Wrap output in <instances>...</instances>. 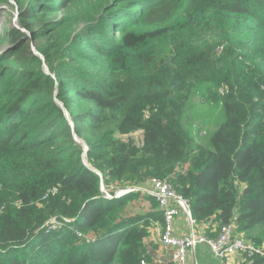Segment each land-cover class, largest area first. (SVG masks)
Returning <instances> with one entry per match:
<instances>
[{
	"label": "trees",
	"instance_id": "16d2710c",
	"mask_svg": "<svg viewBox=\"0 0 264 264\" xmlns=\"http://www.w3.org/2000/svg\"><path fill=\"white\" fill-rule=\"evenodd\" d=\"M15 1L30 35L0 34V264H142L164 214L102 185L152 177L264 245V0ZM196 91L224 112L199 139Z\"/></svg>",
	"mask_w": 264,
	"mask_h": 264
},
{
	"label": "built area",
	"instance_id": "2783aa9c",
	"mask_svg": "<svg viewBox=\"0 0 264 264\" xmlns=\"http://www.w3.org/2000/svg\"><path fill=\"white\" fill-rule=\"evenodd\" d=\"M148 186L130 185L118 189L109 190L102 185V191L107 199L123 197L129 193L140 192L154 198L164 214V228L160 240L164 245L173 247V259L176 264H189L188 256L199 243H207L212 253L223 261L224 264H237L235 257L243 254L250 260L256 256H264V246L260 247L245 239L236 232L235 222L223 225L215 237H209L196 229L197 220L192 216L191 203L189 199L179 194L171 181L167 178L152 177L147 180ZM180 212L189 216L191 229L183 235L173 233L174 219ZM75 219H65L66 223L72 224ZM64 225V221L57 218L48 223L49 230H56ZM84 237L82 234H79ZM87 242L95 239L89 235L85 236ZM145 264V261L142 262Z\"/></svg>",
	"mask_w": 264,
	"mask_h": 264
},
{
	"label": "crops",
	"instance_id": "0c3cea01",
	"mask_svg": "<svg viewBox=\"0 0 264 264\" xmlns=\"http://www.w3.org/2000/svg\"><path fill=\"white\" fill-rule=\"evenodd\" d=\"M148 186V184H144ZM134 200L129 209L132 214L146 215L153 211L163 210L156 204V200L143 193ZM158 209V210H157ZM217 221L216 218L207 221H198L196 229L205 235L215 237L216 235ZM164 220L161 222L158 219L153 220L152 227L150 228V234L145 240L147 259L145 264H176L173 259V247L164 245L160 240V235L163 232ZM191 229L189 216L180 212L174 219L173 233L175 235H183L188 233ZM237 231V230H236ZM218 233V232H217ZM242 235V233H238ZM244 237V236H243ZM245 238V237H244ZM246 239V238H245ZM264 246V245H263ZM263 257V256H262ZM237 264H264L257 263L254 259L250 260L245 258L243 254H237L235 257ZM189 264H224L219 258H217L211 251L210 246L207 243H199L195 250H192L188 256Z\"/></svg>",
	"mask_w": 264,
	"mask_h": 264
},
{
	"label": "rangeland",
	"instance_id": "374dc122",
	"mask_svg": "<svg viewBox=\"0 0 264 264\" xmlns=\"http://www.w3.org/2000/svg\"><path fill=\"white\" fill-rule=\"evenodd\" d=\"M18 8L19 6L15 0H9L8 3L0 6V34H3L5 30L15 26L30 35V33L25 28L20 26V22L18 19ZM7 46L8 42H4L0 46V53ZM32 48L37 55H40L38 50L36 49L35 44H32ZM40 56L42 57V55ZM45 69L48 71L47 67H45ZM201 97L202 93L200 91H196L191 95L189 106L185 112L184 119L187 128L191 132L195 133L198 139L201 137V134H205L208 130H210L211 133L214 132L224 118V112L222 108H220L218 105L206 104L202 101ZM56 101L58 105L61 106V108L64 110L67 118L73 125V121L71 120L70 114L66 110L65 106L60 101H58V99H56ZM141 136L142 132L140 131L134 134V137L139 140ZM75 138L78 139L79 142L82 144L85 151V162L88 164L86 154L87 149H89V146L87 145L86 141L79 139L78 136H75ZM45 231L47 233L49 232V230Z\"/></svg>",
	"mask_w": 264,
	"mask_h": 264
},
{
	"label": "water",
	"instance_id": "95a60500",
	"mask_svg": "<svg viewBox=\"0 0 264 264\" xmlns=\"http://www.w3.org/2000/svg\"><path fill=\"white\" fill-rule=\"evenodd\" d=\"M78 142H79V140L78 139H76ZM88 150V149H87Z\"/></svg>",
	"mask_w": 264,
	"mask_h": 264
}]
</instances>
